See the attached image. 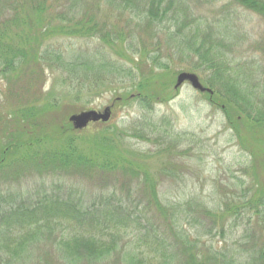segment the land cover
Returning <instances> with one entry per match:
<instances>
[{
    "label": "trees",
    "instance_id": "trees-1",
    "mask_svg": "<svg viewBox=\"0 0 264 264\" xmlns=\"http://www.w3.org/2000/svg\"><path fill=\"white\" fill-rule=\"evenodd\" d=\"M68 1L71 8L81 6L86 8L85 11L80 8L58 11L57 3L53 5L52 0H0V77L12 75L13 78L32 63L42 64L40 61L47 63L49 67L58 64L62 69L59 77L66 84L70 80V83L79 88L80 82L81 90L86 89L90 95L100 92L104 83L109 86L125 83V74V77L130 76L131 85L137 89L139 95L132 97L125 92L119 95L120 100L116 103H128L134 97L147 103L158 91L150 83L151 79L144 78L142 74V79L140 78L142 63L146 62L154 74L156 71L171 70L168 71L169 75H163L167 78L165 85L169 83L170 86L177 73L173 71L174 59L183 61L189 56H195L192 66L187 65L186 68L197 71L203 77L201 81L213 90L212 94L204 93L209 94L213 105L221 107L229 127L235 131L237 137L250 150L254 148L253 143L260 141V137L255 134L262 135L264 140V89L258 95V69L252 63L248 65L230 58L231 50H235L237 44L233 39L235 35L228 30V25L212 29L211 34L204 39L198 30L190 32L194 16L190 8H185L183 0H105L111 6L113 3L117 4L118 19L114 27L110 25L107 16L98 20L90 15L88 11L93 7L87 0ZM233 2L264 17V0ZM131 25L141 27L140 31L150 37L154 34L165 35L166 52L163 51L164 45L160 40L151 43L160 52L154 55L146 47H139L140 38L134 46ZM207 27L211 28L210 25ZM94 36L124 59V67L119 63L120 60L114 65L107 63L104 66V63H99L93 56H85L75 51L57 53L41 48L51 38ZM168 42L172 47H167ZM96 68L99 69L96 71ZM103 68L115 70L121 80L112 76L104 79ZM65 73H68V77H63ZM79 96L81 92L77 91L75 97ZM63 105L56 96L49 97L45 104H37L31 100L30 90L29 103L25 105L26 109L20 110L29 129L22 132L19 129L16 137L7 142L2 143L0 140V170L8 167L12 170L11 166L18 169L20 165H27L33 175L43 180L41 188L32 191L26 199L16 194L0 195V264H19L23 260L26 263L31 252H34L32 250L26 256V248H30L29 245L34 247L44 244L51 237L58 239L54 242L57 247L50 252H34L37 255L36 264H73L78 260L96 264L112 255L120 254L117 240L129 230L141 232L136 244L139 253L124 257L125 264L133 261L143 264H169L170 255L166 251L168 247L164 246L162 238L158 239L156 236L154 220L147 217L152 207L162 218V230L165 233L171 230L175 236H180L178 239L186 244L185 247L188 246V250L181 252L185 260L183 264H219L220 260L235 259H228L221 250H215L201 240V223L196 227L195 234L188 233L187 238L181 231L185 227L183 223L186 219L193 226L200 221H208L211 223L204 228V232L212 236L217 226L214 222L217 220L221 222L219 233H225L223 223L228 216H224L222 210L214 212L202 203L192 204L191 201L188 205L161 204L155 187L146 188L154 202L148 199L147 203L141 201L135 209L129 207V202L116 196V189L111 193L108 191L105 198L98 202L94 200L90 204L74 198L71 190L68 194H63L62 188L56 184L47 189L45 179L59 181L74 173L89 175L94 171L115 175L123 172L135 176L146 165L147 160L128 146L122 149L119 139L114 145L116 139L109 134L108 122L91 123L86 129L74 130L68 122L70 109L74 105H68L69 108ZM61 109L66 111L63 117L58 114ZM45 114L48 116L46 120ZM6 118L0 116L1 126L2 123L10 122ZM63 124L65 127L61 128ZM90 127L95 129L92 136L87 135V139L79 142L80 133H88L87 129ZM0 136L5 134L0 133ZM125 152L133 154L135 159L126 157ZM89 170L88 173L82 172ZM144 172H147L146 169ZM244 205L255 216L264 218V181L254 189V194ZM188 206L191 209L194 206V212L204 217L201 220L188 217ZM241 208L237 206L235 210ZM239 220L240 216H236V225ZM261 246L258 259L264 262V241ZM54 250L58 251L57 256L54 255ZM160 250L162 253L159 256ZM48 256L53 257L56 262L49 263Z\"/></svg>",
    "mask_w": 264,
    "mask_h": 264
},
{
    "label": "rangeland",
    "instance_id": "rangeland-1",
    "mask_svg": "<svg viewBox=\"0 0 264 264\" xmlns=\"http://www.w3.org/2000/svg\"><path fill=\"white\" fill-rule=\"evenodd\" d=\"M52 1L54 2L53 5L57 3L56 9L58 11L76 10L78 8L85 11L86 9L81 6L71 8L68 0ZM87 1L93 7L88 11L90 15H94L98 20L107 16L110 19V25L116 27L115 22L118 19L116 3L111 6L105 0ZM183 1L185 8H190L194 16L190 32L198 30L200 36L205 39L211 34L212 29L229 26L228 30L235 35L233 39L237 44L235 50H231L233 56L230 55V58L239 62H246L248 65L252 63L257 67L258 95L263 92L264 17L255 11L237 5L233 2L234 0ZM208 25L211 26L210 29L207 27ZM140 29L139 26L131 25L130 33L135 42L134 46L140 38L139 47H146L154 55L160 52L151 43L160 40L164 45L162 46L163 51L166 50L165 35L154 34L153 37H150L141 32ZM94 37L51 38L41 45V48L57 53L75 51L78 54H85V56H93L99 63H104V66L107 63L114 65L120 60L119 63L124 67V59L120 58L109 46H105L100 39ZM167 47H172V45L168 42ZM126 56L129 55L126 54ZM194 59L195 56H189L183 61L174 59L173 71H177V73L170 86L169 83L165 85L164 82L167 78L163 75H169L170 72L168 71L171 70L156 71L157 73L154 74L146 62L142 63L139 70L140 78L142 74L144 78L151 79L150 83L154 84V88L158 91L155 97L147 101L148 104L142 103L136 97L131 102L129 101L130 103H116L120 100L119 95L125 92H128L132 97L139 95L136 92L137 89L131 85L130 76L125 77V74V83H115L110 86L107 85L108 83H104L100 92H93L89 95L86 89L81 90L80 82L78 88L66 78L68 80V84H66L59 77L62 69L58 64L49 67L47 63L41 61L42 64L33 65L32 63V65L21 69L13 78H11L12 75L0 77V116L10 120L7 124L2 123L3 125H0V133L5 134V136H0V140L2 143L7 142L10 138L16 137V131L19 129L20 132L29 129V125L25 123L26 119L20 110L26 109L25 105L30 100V90L31 100L37 104H45L49 97L56 96L60 102L64 103L63 106L74 105L70 109L71 113L68 118L71 114L82 110L96 109L101 111L106 106H111L112 117L107 124L110 127L109 134L113 139H116L114 145L119 139L122 149L124 146H128L140 153L147 159L146 165H143L139 174L135 176L123 172L107 175L92 171L89 175L79 174V176L74 173L59 181L58 179L47 178L45 179L47 189H51L56 184L62 188L63 194H68L71 190L74 194L73 197L84 204H90L94 200L98 202L106 197L108 191L111 193L116 189V196L124 202H129V207L133 209L141 201L147 203L146 200L148 199L154 202L153 196L146 190L149 187H155L159 202L164 205L178 203L188 205L190 201L192 204L202 203L214 212L222 210L224 216H228L223 223L225 233H219L221 222L217 220L214 222L217 225L216 229L210 236L206 235L204 228L211 222L200 221L193 226L186 219L183 223L185 227L181 228L186 238L188 233L195 234L196 227L201 223L203 228V233L201 232L200 235L201 240L212 246L213 249L221 250L228 259L230 257L231 259L235 258L233 261L220 260L219 264H264L258 259L262 247L261 243L264 241V218L255 216L244 205V202L254 194V189L264 181L263 137L255 134L260 137V141L253 143L254 148L250 150L237 137L235 131L229 127L221 107L211 103L209 94L195 90L188 82L176 90L173 88L177 75L182 71H187L183 69L196 73L200 80L203 78L197 71L186 68L187 65L192 66ZM98 69L96 68V71ZM103 69L102 77L104 79H109L110 76L121 78L118 77L115 70ZM63 77H68V73L63 74ZM203 85L206 86L204 83ZM170 87H172L171 90ZM77 91L81 92V96L75 97ZM65 113V109L58 112L62 117ZM47 117L45 114L44 120ZM62 127L65 125L63 124ZM242 129L245 133L244 128ZM87 131L89 132L80 133L79 142L87 139V135L91 137L95 129L90 127ZM56 132H58V128ZM125 155L130 159H135V156L129 152H125ZM11 167L14 170H9V167L0 170L1 196L16 194L26 199L32 191L41 188L43 180L37 175H33L29 166L20 165L18 169H15V166ZM144 169L147 172H144ZM15 171L17 175H15ZM82 172L88 173L90 170ZM237 206L242 208L235 210ZM193 208L194 206L192 209H188V217L201 220L204 216L195 213ZM236 216H240L238 225L234 221ZM147 217L151 221L154 220L156 236L158 239L162 238L165 243L164 246L168 247L166 251L170 255L169 264H183L185 260L181 252L188 250V246L185 247L186 244L178 239L180 236H175L171 230L166 231V233L164 229L162 230L164 228L162 218L153 207ZM249 217L251 218L250 221L248 220ZM138 231L129 230L127 234H122V237L117 240L118 247L121 249L120 254L112 255L96 264H125L123 260L128 258V254H138L136 244L141 233ZM57 240L55 237H51L47 238V242L44 244L40 243L34 247L29 245L30 248L27 247L24 253H27L26 256L32 254L26 263H23V260L19 264H36V254L41 253V251H52L57 247L54 244ZM142 247L147 250L145 245ZM32 250L36 254L31 252ZM57 253L58 251L54 250L55 256ZM161 253L162 250L158 255L160 256ZM48 260L49 263L56 262L51 256H48ZM145 263H147L146 260ZM73 264L95 263L78 260ZM131 264L143 263L133 261Z\"/></svg>",
    "mask_w": 264,
    "mask_h": 264
},
{
    "label": "water",
    "instance_id": "water-1",
    "mask_svg": "<svg viewBox=\"0 0 264 264\" xmlns=\"http://www.w3.org/2000/svg\"><path fill=\"white\" fill-rule=\"evenodd\" d=\"M185 82H188L195 90L199 92L213 93V90L206 87L201 82L199 76L194 72L182 71L176 77L174 85L175 89L180 88ZM112 117V107L106 106L103 110L87 109L78 113H73L68 120L72 124L74 130H83L91 123L103 122L106 123Z\"/></svg>",
    "mask_w": 264,
    "mask_h": 264
}]
</instances>
